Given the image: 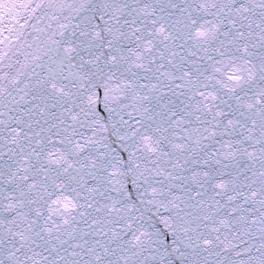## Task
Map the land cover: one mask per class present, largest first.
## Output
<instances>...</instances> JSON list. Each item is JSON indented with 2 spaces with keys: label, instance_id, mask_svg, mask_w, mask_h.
<instances>
[{
  "label": "snow or ice",
  "instance_id": "obj_1",
  "mask_svg": "<svg viewBox=\"0 0 264 264\" xmlns=\"http://www.w3.org/2000/svg\"><path fill=\"white\" fill-rule=\"evenodd\" d=\"M0 264H264V0H0Z\"/></svg>",
  "mask_w": 264,
  "mask_h": 264
},
{
  "label": "water",
  "instance_id": "obj_2",
  "mask_svg": "<svg viewBox=\"0 0 264 264\" xmlns=\"http://www.w3.org/2000/svg\"><path fill=\"white\" fill-rule=\"evenodd\" d=\"M67 2H72V0H67ZM77 2H78V0H77ZM44 23L46 24L47 21H45ZM41 26H44V25L42 24ZM98 92H99V96H100V103L97 104V110L99 111L101 116H106L107 114L104 111L103 103H102V101H103V89L102 88L99 89ZM101 123H103V121ZM89 134H91V133H89ZM111 141H112V148L119 150V142L116 140V138L114 136L111 137ZM121 155H123L125 159L127 158V153L121 152ZM161 227H162V225H161Z\"/></svg>",
  "mask_w": 264,
  "mask_h": 264
}]
</instances>
